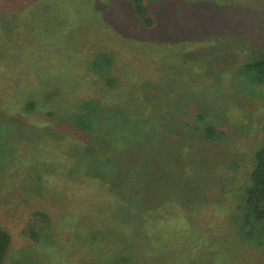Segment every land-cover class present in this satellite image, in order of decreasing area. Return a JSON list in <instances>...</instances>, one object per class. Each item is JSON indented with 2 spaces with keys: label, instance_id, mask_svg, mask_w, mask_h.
I'll list each match as a JSON object with an SVG mask.
<instances>
[{
  "label": "rangeland",
  "instance_id": "374dc122",
  "mask_svg": "<svg viewBox=\"0 0 264 264\" xmlns=\"http://www.w3.org/2000/svg\"><path fill=\"white\" fill-rule=\"evenodd\" d=\"M150 6L146 27L129 0H0L6 264H264L243 200L263 138L264 82L245 66L264 0Z\"/></svg>",
  "mask_w": 264,
  "mask_h": 264
},
{
  "label": "trees",
  "instance_id": "16d2710c",
  "mask_svg": "<svg viewBox=\"0 0 264 264\" xmlns=\"http://www.w3.org/2000/svg\"><path fill=\"white\" fill-rule=\"evenodd\" d=\"M132 4L133 11L139 20L144 22V26L148 27L154 24V15L151 12L150 3L158 0H129ZM261 58L257 61L249 62L246 64L245 69L247 72H254L259 80L264 82V43L261 48ZM205 112L199 113L197 119L201 121L204 118ZM94 122V121H93ZM82 124L85 128L89 129L91 124H88V119L83 120ZM263 138L261 147L257 150L255 154V165L250 173V184L245 187L243 200L246 206V214L244 222L247 225L245 235L246 236H255L258 232L264 234V124L262 127ZM122 135L127 136L129 139L132 136L131 132H123ZM224 133L221 130H218L212 125H205L202 129V136L209 140H216L221 138ZM135 141L132 140V144L129 148L137 149L135 146ZM155 146V145H154ZM136 147V148H134ZM153 147V145H152ZM154 148V147H153ZM153 148L151 150H153ZM147 156L149 153H145ZM149 158L146 157V160ZM123 158H117L115 162L112 160V165L119 170L122 167ZM138 166L135 165L133 168V176L130 175V178H126L127 189L130 192V195L134 192V187L131 182L140 177L138 172ZM150 177L156 178L158 175L149 174ZM160 176V175H159ZM144 178V175H141ZM125 183L123 184L124 188ZM115 188V187H114ZM118 194H121V191L115 189ZM124 197V196H123ZM126 198V197H124ZM128 199V198H127ZM11 245V235L4 228L0 226V264H6V256Z\"/></svg>",
  "mask_w": 264,
  "mask_h": 264
}]
</instances>
